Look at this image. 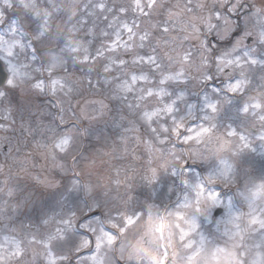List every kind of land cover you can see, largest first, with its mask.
Segmentation results:
<instances>
[{
    "label": "rangeland",
    "instance_id": "rangeland-1",
    "mask_svg": "<svg viewBox=\"0 0 264 264\" xmlns=\"http://www.w3.org/2000/svg\"><path fill=\"white\" fill-rule=\"evenodd\" d=\"M29 2L37 0H13V11L21 16L25 15L27 10L24 4ZM62 2L71 4L78 0ZM84 2L86 0H81V4ZM141 2L144 3L145 0ZM159 2L163 3L161 12L173 14L169 21L167 39L161 40V43L168 46L175 41L173 47L181 51L187 49L190 53V59L183 69L185 81L171 82L168 85L169 100L183 95V100L177 101L176 116L183 117L192 111L194 119L187 122L188 126L196 130H199L198 125L209 127L210 122L204 119L206 115H210L206 105L217 103L220 111L215 118L216 127L199 140L194 138L187 143L184 142V135L195 137V132H187L186 128L180 130L179 138L175 134H164L159 139L141 135L138 143L136 136L128 133L127 139L122 140L126 121L121 117L126 115V109L120 101H112L103 116L81 122L77 129L78 151L73 150L70 154L59 153L57 149L53 159L49 152L51 138L38 134L35 130L29 134L30 144L25 153V141L29 138L21 135L19 142L22 145L18 146L17 156L13 158L16 166L12 173L6 171L4 160L0 162V170H3L0 172V238L3 235H44L54 232L57 227L62 226L63 221L77 214V223L58 245L61 252L71 254L85 236L81 224L103 221L109 213L118 216L121 211L118 202L131 196L127 214L132 216V222L124 220L116 230L118 235L115 239L105 245V257L110 264H245L243 259H246L247 264H264V253L257 244L251 247L254 245L252 240L249 245L245 241L247 250L239 252L240 248L246 249L243 246V235L252 233V230L258 233L264 231L258 223L264 220V189L261 188L264 185V142L256 139L264 128L258 118L245 117L241 111L243 104L250 102V98L260 97L264 93V65H258L247 72L249 83L245 85L243 92L227 93L226 85L241 79L239 70L231 76H218L215 75L214 66L201 67L197 47L207 25L201 21L202 10L197 8L192 13L184 11L185 5L211 4L212 0H158ZM108 3L116 8L127 6L132 0H108ZM253 3L260 6V0H247L240 9L239 15L243 16L241 21L236 22L231 17L235 24L233 32H239L235 37H232L233 32L224 41L211 37V40L215 38V41H220L223 45L225 42L230 43V47H222L220 53L230 49L235 40L244 35L247 30L244 16L253 11ZM82 11V8L78 9L77 15ZM202 14L210 15L207 10H203ZM159 16L160 13H157V19L148 22L155 25L152 32L156 38H159L161 29ZM209 22L217 24L215 18ZM194 28L198 31H194ZM54 30L65 33L72 40H78L82 48L86 46L84 31L78 34L73 30L72 24H67V27L61 24L59 29ZM247 38L246 46L239 49L236 55L243 56L244 52H249L258 60L264 61V44L254 37V43L247 45ZM215 41L212 43L213 48ZM176 71H180L179 66H176ZM203 72H208L213 78L204 82ZM215 80L218 82H214ZM84 95L89 99L83 103H79L77 97L65 98L66 119L73 118L71 108H76L78 103L86 114H96L99 107L96 101L99 97L89 93L87 85ZM16 96L18 105L22 104L18 93ZM42 96L43 94L33 97L32 104L35 109H43L49 116H54V111L49 110L52 98L48 96L42 106ZM225 97L228 98L227 102ZM16 129L13 131L16 132ZM229 129H235L238 135L228 136ZM3 134L4 131L0 130L1 137ZM241 134L248 136L254 150H242L243 142L239 139ZM37 139L39 143L35 142ZM161 139L164 143H160ZM149 141L152 144L151 151L145 147ZM217 150L218 157L196 162L189 160L179 171L174 173L171 170L174 166H182L183 153L198 152L201 156H209ZM73 160L78 161L75 169L71 166ZM221 160L231 165L228 179L234 180L235 185L229 188L217 185L215 190L220 192L223 203L213 206L206 214H189L185 218L179 209H185L182 205L186 197L191 199V195L183 180L187 178L190 183L195 184L209 174L218 173L222 167ZM61 165L64 170H61ZM165 168L168 170L165 171ZM152 169L156 170L158 177L149 182L146 178L151 177ZM85 183L98 184L101 188L90 193ZM10 190L12 195L8 194ZM101 202L104 203L101 205ZM209 203L201 200L200 207L207 208ZM229 203L230 208L226 207ZM218 209L221 211L215 215ZM182 234H186L184 240H181ZM257 243L261 244L264 251V238H259ZM94 254V251L83 249L79 254L83 260L78 258L75 264H92L90 257ZM24 264H47V258L42 250H29L25 253Z\"/></svg>",
    "mask_w": 264,
    "mask_h": 264
},
{
    "label": "snow or ice",
    "instance_id": "snow-or-ice-1",
    "mask_svg": "<svg viewBox=\"0 0 264 264\" xmlns=\"http://www.w3.org/2000/svg\"><path fill=\"white\" fill-rule=\"evenodd\" d=\"M246 2L247 0H212L211 4L184 6L187 13H192L197 8L202 10L201 21L207 25L197 47L201 67L214 66L215 75L218 76H231L239 70L241 79L226 85V91L230 94L243 92L245 85L249 83L247 72L258 65H264V61L258 60L249 52H244L243 56L236 55L239 49L246 46L245 39L248 36H253L264 44V0H260V6L253 3V11L244 16L247 30L235 40L230 49L216 55V50L212 47L211 37L215 36L220 41L230 37L235 29L231 17L238 14ZM14 7L13 0H0V130L8 132L10 128L15 130L19 127L23 131L24 125H28L30 135L35 130L36 133L51 138L49 152L55 159L57 149L63 154L78 151L77 129L81 122L103 116L112 101H120L126 109V115L121 117L126 121L122 140L127 139L128 133L134 134L138 143L141 135L159 139L164 134H175L179 138L180 130L186 128L187 132H195V137L184 135V142L187 143L194 138L199 140L216 127L215 118L220 111L217 103L206 105L210 115H206L204 119L210 122V126L198 125L199 130H196L187 125L188 121L194 119L192 111L183 117L176 116V104L178 100H183V95L169 100L168 85L171 82L185 81L183 69L190 59V53L187 49L181 51L173 47L175 41L168 46L161 43V40L167 39L169 21L173 16L171 12H161L162 2L145 0L142 3L141 0H132L127 6L114 8L109 5L108 0H86L83 4L81 0L71 4H64L62 0H37L24 4L27 12L23 16L13 11ZM80 8L83 11L77 15ZM203 10H207L210 15L204 16ZM157 13H160L158 23L161 25L159 38L153 36L152 29L155 25L148 23L157 19ZM212 18L216 19L217 24L209 22ZM69 23L78 34L84 31L85 47L82 48L78 40H72L65 33L54 30L59 29L61 24L67 27ZM194 31L198 29L194 28ZM176 66L180 67V71H176ZM212 78L208 72L202 73L204 82ZM85 85L89 93L99 97L96 101L99 107L94 115L86 114L79 106V103L89 99L84 95ZM16 93L23 101L20 105L10 102V96ZM41 94L52 98L49 110L54 111V116H49L43 109H35L32 104V98ZM69 97H77L79 103L76 108H71L69 102L74 116L66 119L64 103L65 98ZM227 99L225 97V102ZM241 111L245 117L258 118L264 128V93L260 97L250 98V102L243 104ZM18 115L21 116L19 120ZM227 135L236 136L238 133L235 129H229ZM239 139L243 142L242 150H254L248 136L241 134ZM256 139L264 142V131ZM160 143H164V140L161 139ZM145 147L151 151V142ZM15 150V147L11 149L12 152ZM213 156L218 157L219 151H213L209 156L186 152L182 154V166H174L171 170L175 173L189 160L196 162ZM220 163L222 167L218 173L209 174L195 184L190 183L187 178L183 180L188 186L191 199L186 197L182 208L194 204L197 213L206 214L213 206L223 203L220 192L215 190L216 186L229 188L235 185V181L228 179L231 165L223 160ZM71 166L75 169L78 161L73 160ZM61 170H64L62 165ZM157 177L156 170L152 169L151 177L146 179L153 182ZM85 184L90 193L101 188L98 184ZM261 188L264 189V185ZM8 194L13 193L10 190ZM201 200L210 202L207 208L200 207ZM130 201L131 196H128L118 202L121 207L118 216L109 213L103 221L81 224L85 236L71 254L61 252L58 245L77 223V214L63 221L62 226L57 227L54 232L44 235H3L0 238V264H24L25 253L29 250H42L47 264H75L78 258L83 260L79 254L86 248L95 252L90 257L92 264H110L105 257V245L115 239L118 235L116 230L124 220L132 222V216L127 214ZM226 207L230 208V203ZM258 223L264 228V220ZM185 236L186 234H182L181 240Z\"/></svg>",
    "mask_w": 264,
    "mask_h": 264
},
{
    "label": "flooded vegetation",
    "instance_id": "flooded-vegetation-1",
    "mask_svg": "<svg viewBox=\"0 0 264 264\" xmlns=\"http://www.w3.org/2000/svg\"><path fill=\"white\" fill-rule=\"evenodd\" d=\"M238 19H242V16H239V18ZM239 32L237 31L236 32V35L238 34ZM235 35V36H236ZM234 36V37H235ZM253 39H254V37H252ZM213 41H215V38H212V42ZM219 42L220 41H218L217 42V44L216 45H219ZM253 42V41H252ZM16 94H14V95H12V96H10V102L13 104V105H18V102H17V100H16ZM47 98H48V96H46V95H44L43 94V96H42V100L40 101V103L42 104V106H44L45 105V102L44 101H46L47 100ZM19 116L20 115H18L17 116V119L19 120ZM28 126V125H27ZM21 135H26L27 136V138H29V140H26L25 141V147H26V151H25V153H27V149H28V145L30 144V135H29V133H28V127H24V130L23 131H21L19 128L18 129H16V132H14L12 129H10L8 132H5L4 131V134H3V138L4 139H2V137L0 136V162H1V160L3 161L4 160V162L6 163V166H5V168H6V171L8 172V173H12L11 171L13 170V167L14 166H16V163H15V159H13V158H16V156H17V154H16V150H17V148H18V146L19 145H22L19 141L21 140ZM2 141H4V142H2ZM39 141V139H37L35 142L36 143H39L38 142ZM28 143V144H27ZM13 147H15L16 148V150H15V152H12L11 151V149L13 148ZM24 153V154H25ZM28 155L30 156L31 155V153L28 151ZM0 172H3V170H0ZM250 230V229H249ZM259 238H264V231L263 232H260V233H258L256 230H252V233H247V235L246 236H244L243 235V246L246 248V249H243V248H240L239 249V252H243L244 250H247V246L246 245H244V242L246 241L247 243V245H249L250 243H249V241L250 240H252L254 243V245L253 246H251V247H255V245L257 244V247L258 248H260V250H261V252L262 253H264V251H263V248L261 249V244H258L257 243V240L259 239ZM242 246V247H243ZM249 253V252H248ZM246 254H247V252H246ZM241 257V256H240ZM242 258V257H241ZM245 258V257H244ZM243 261H245L244 263L245 264H247L246 263V259H243Z\"/></svg>",
    "mask_w": 264,
    "mask_h": 264
},
{
    "label": "clouds",
    "instance_id": "clouds-1",
    "mask_svg": "<svg viewBox=\"0 0 264 264\" xmlns=\"http://www.w3.org/2000/svg\"><path fill=\"white\" fill-rule=\"evenodd\" d=\"M165 171L168 170V169H164ZM179 212L181 214H184L185 215V218H187V216L189 214L191 215H196L198 214L197 211H196V206L193 204V206H190L188 208H185V209H179ZM181 223H183V220L180 221Z\"/></svg>",
    "mask_w": 264,
    "mask_h": 264
},
{
    "label": "trees",
    "instance_id": "trees-1",
    "mask_svg": "<svg viewBox=\"0 0 264 264\" xmlns=\"http://www.w3.org/2000/svg\"><path fill=\"white\" fill-rule=\"evenodd\" d=\"M222 46H220L221 48L224 47V48H229L230 47V43H226L223 45V43L221 44Z\"/></svg>",
    "mask_w": 264,
    "mask_h": 264
},
{
    "label": "water",
    "instance_id": "water-1",
    "mask_svg": "<svg viewBox=\"0 0 264 264\" xmlns=\"http://www.w3.org/2000/svg\"><path fill=\"white\" fill-rule=\"evenodd\" d=\"M251 41V39H249V42ZM221 211V209H218L215 213V215H218V213Z\"/></svg>",
    "mask_w": 264,
    "mask_h": 264
}]
</instances>
